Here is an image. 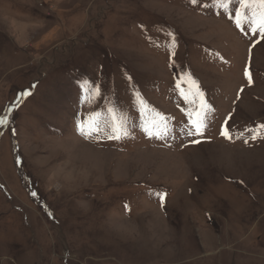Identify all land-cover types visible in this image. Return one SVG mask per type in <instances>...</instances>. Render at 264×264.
Segmentation results:
<instances>
[{
  "label": "rangeland",
  "instance_id": "rangeland-1",
  "mask_svg": "<svg viewBox=\"0 0 264 264\" xmlns=\"http://www.w3.org/2000/svg\"><path fill=\"white\" fill-rule=\"evenodd\" d=\"M251 18L240 0H0V264H264Z\"/></svg>",
  "mask_w": 264,
  "mask_h": 264
},
{
  "label": "snow or ice",
  "instance_id": "snow-or-ice-1",
  "mask_svg": "<svg viewBox=\"0 0 264 264\" xmlns=\"http://www.w3.org/2000/svg\"><path fill=\"white\" fill-rule=\"evenodd\" d=\"M193 2L195 3V0H193ZM217 2L221 5L224 6L226 5L229 0H217ZM240 7L243 8H249L252 10V18H251V24H252V31L253 33H255L257 30H259V33L262 37H264V0H240ZM257 7L259 9V11H257ZM236 26L239 28L241 26V19H240V14L237 13V19H236ZM246 75H249L248 72L246 71L245 73ZM195 83V82H193ZM180 85H177V88H179ZM196 95H201L199 93V91L197 90ZM185 100H187V96H185ZM208 111H210V109L208 108V106L202 105L201 106V110L197 116V119L195 121H192V115L191 113H188V117L189 120L192 122L193 127L195 128V132L189 131L188 135H195V134H199L201 131V128L204 126V123L207 119V114ZM5 121L4 120H0V124H4ZM78 127H82L81 125H78ZM98 125H95L94 128H90L91 130H98ZM264 127V126H262ZM113 131H116V128L113 127ZM145 131H148L147 129H145ZM81 134L83 133V130L81 131ZM222 135H224L226 138H230L228 137V133L222 132ZM118 138V137H117ZM161 200H163V195H161Z\"/></svg>",
  "mask_w": 264,
  "mask_h": 264
}]
</instances>
